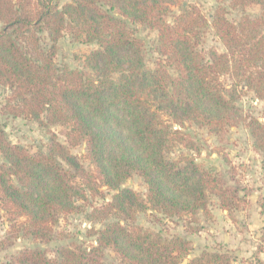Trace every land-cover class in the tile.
<instances>
[{
	"label": "trees",
	"instance_id": "1",
	"mask_svg": "<svg viewBox=\"0 0 264 264\" xmlns=\"http://www.w3.org/2000/svg\"><path fill=\"white\" fill-rule=\"evenodd\" d=\"M176 4L178 0H67L58 7L53 0H0V87L10 90L12 102L6 112L43 127L59 124L65 127L66 142L51 133L44 151L29 152L11 143L0 128V203L11 218H23L13 225V235L18 231L49 242L59 216L71 213L86 192L102 195L103 187L116 192L97 213L120 217L90 229L95 244L89 247L60 245L57 258L25 248L5 264H104L107 247L123 264L235 260L228 251L202 250L183 263L190 240L164 237L135 223V213L146 210L198 222L199 213L210 217L211 197L229 216L248 203L250 191L230 184L233 174L228 179L197 162L201 145L186 131L189 125L224 140L228 128L244 121L255 147L264 152V124L253 116L242 119L234 92L227 97L219 82L227 74L264 99V0L219 2L210 20L188 4L167 21ZM249 4L259 5L260 13L243 15L237 24L226 17V7ZM130 25L157 31L161 58L153 68L145 66L142 40ZM208 26L224 51L210 50L205 58L197 47ZM65 32L74 41L95 43L84 59L90 74L54 64L57 41ZM80 143L86 145L94 172L70 152ZM178 146L187 152L175 159L167 156ZM133 173L147 185L146 202L120 187ZM261 207L264 211V202Z\"/></svg>",
	"mask_w": 264,
	"mask_h": 264
},
{
	"label": "rangeland",
	"instance_id": "2",
	"mask_svg": "<svg viewBox=\"0 0 264 264\" xmlns=\"http://www.w3.org/2000/svg\"><path fill=\"white\" fill-rule=\"evenodd\" d=\"M66 1L53 0L58 7ZM219 2L228 4L229 0H178V4L172 7L166 20L171 21L172 15L179 13L188 4L196 5L210 20ZM225 11L226 17L237 24L243 15L250 17L258 15L261 7L257 4L236 8L228 6ZM1 26L0 22V29ZM130 27L133 28L135 36L142 40L145 66L153 68L156 61L161 58L156 51L157 31L141 25H130ZM40 37L42 45L47 48L49 41L46 35L42 33ZM56 45L57 51L53 58L56 67L67 65L84 74L91 73L85 66L84 59L96 47L95 43L83 39L74 41L65 32ZM197 48L205 58L208 57L210 50L224 51V46L210 26L204 29ZM167 70L172 77L176 76L174 68L167 67ZM219 82L227 97L234 92V103L242 119L253 116L264 124V99L258 98L246 87L244 81H237L227 74L221 75ZM9 95V89L0 87V128L4 130L5 136L11 143L23 146L29 152L44 151L50 134L54 133L60 142L66 144L65 127L59 124L43 127L34 120L8 114L7 105L12 104L8 100ZM186 131L190 132L201 145L200 155L196 156L197 162L210 169L221 171L228 179L230 174H233L234 179L230 180V184L244 186L250 191L247 196L248 203L229 216L219 208L217 199L211 197L208 204L210 217L206 218L199 213L198 222L191 221L189 216L169 218L152 210H146L135 213V223L144 230L161 232L164 237L176 235L190 240L191 249L181 258L183 263L202 250H218L228 251L234 255L235 260L231 264H264V211L261 207V203L264 202V168L262 167L264 152L255 147L244 121L228 128L224 140H219L215 134L195 126L189 125ZM70 152L86 169L94 172V165L86 156L84 143L71 147ZM181 152L187 151L178 146L168 152L167 156L175 159ZM2 162L3 158L0 154V163ZM62 165L67 168L66 164L62 163ZM120 187L132 189L142 201H147V185L136 173H133ZM115 192L106 187L102 188V195L91 196L86 192V198L78 200L71 213L59 216L52 229V239L47 243L34 240L31 236H24L18 231L13 235V225H18L23 218H11L0 203V264H5L11 256L25 248H39L45 250L48 257L57 258L55 249L60 245L76 244L89 247L95 244V236L87 234L90 229H100L107 222L120 220L119 215L114 213L108 218H103L97 213V208H101ZM120 222L124 223V221ZM190 227L199 230L190 233L188 230ZM102 260L104 264H123L112 247L103 249Z\"/></svg>",
	"mask_w": 264,
	"mask_h": 264
}]
</instances>
